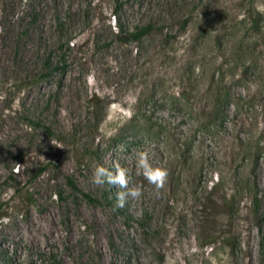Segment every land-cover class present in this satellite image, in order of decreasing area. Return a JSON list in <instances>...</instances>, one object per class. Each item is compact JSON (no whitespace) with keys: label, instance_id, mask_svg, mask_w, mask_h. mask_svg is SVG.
Returning a JSON list of instances; mask_svg holds the SVG:
<instances>
[{"label":"rangeland","instance_id":"rangeland-1","mask_svg":"<svg viewBox=\"0 0 264 264\" xmlns=\"http://www.w3.org/2000/svg\"><path fill=\"white\" fill-rule=\"evenodd\" d=\"M118 21L157 30L120 45ZM115 164L123 207L93 183ZM0 205V264H264V0H0Z\"/></svg>","mask_w":264,"mask_h":264},{"label":"trees","instance_id":"trees-1","mask_svg":"<svg viewBox=\"0 0 264 264\" xmlns=\"http://www.w3.org/2000/svg\"><path fill=\"white\" fill-rule=\"evenodd\" d=\"M251 22V25H250V28L252 29V31H258L259 30V20H258V17L256 16L255 18H252L250 20ZM181 28L183 27H186V23H183L181 24L180 26ZM165 29L164 27H160L159 28V32H160V36H162V31L161 29ZM157 30V27H155L154 25L152 24H143L142 26L140 27H135L133 30H128L127 28L123 27L122 24H120V22L118 21L116 26H115V33H114V39L115 41L119 42V44H127V43H132V42H140L142 39H144L145 37H148L153 31ZM175 39L174 36H172L171 34L169 36L167 35H164V41H163V44L166 46L169 41ZM107 46V45H106ZM48 64L45 62V64L43 65L44 69L47 70L48 69ZM58 67L56 66L54 68V71H56ZM62 69V68H60ZM51 68L46 72L44 73H41L38 77V80H42L44 78H47L51 72ZM144 84V83H143ZM142 85V84H141ZM144 91H146V89H144L143 91H141L142 93L141 94H144ZM151 96H153L154 98V95L155 93L151 92ZM141 96V95H140ZM182 96V104H188L189 105V102L190 100L188 98L185 97V95H181ZM215 99H214V107L212 110H210L209 112L207 111H200L198 110V115L199 116H202V115H205L206 113L209 114L207 115L208 117H212V119L214 120H219L218 117H220L223 113H222V110H221V106L218 104L220 102V100L218 98H220V94L217 95V92L215 93ZM149 98H151L150 96H144L142 95L141 98L139 99V97L137 99H135V104L138 105V111L136 112L135 116L131 119H133V122H137V121H140L139 119L140 118H149L148 115H145L144 114V109L142 108V106H144V104H146L147 102L146 101H149ZM153 103H159L154 100H152ZM92 102V101H91ZM161 104V103H159ZM140 105H142L140 107ZM95 108V110H97V107H92V109ZM12 109V106H10L9 110L12 112V114L16 115V122H17V125H18V128L19 129H26L27 131H36L38 129H42L44 131H47L48 133V129L47 128H44L41 121L39 119H37L36 117H28L26 116L25 114H22V113H19L16 109ZM96 123H98V118H96ZM159 128V126L157 127V129ZM156 128H149L148 130L149 131H152V130H157ZM25 131V133L27 132ZM51 134L49 133V138H47L48 140H51V137L50 136ZM8 179V178H7ZM6 179V181H7ZM5 184V182H4ZM70 185L73 187V189H76L75 186L70 183ZM15 193H18V190H15L14 191ZM84 198L86 199L87 202L89 203H96V201L92 198H90L89 196L87 195H84ZM27 203H33V199L31 196H28V198H26L25 200ZM0 208H1V205H0ZM6 215L5 214H0V220H2L3 218H5ZM259 223L260 224H263L264 225V215L262 216H259ZM262 241H263V244H264V230H263V238H262Z\"/></svg>","mask_w":264,"mask_h":264},{"label":"clouds","instance_id":"clouds-1","mask_svg":"<svg viewBox=\"0 0 264 264\" xmlns=\"http://www.w3.org/2000/svg\"><path fill=\"white\" fill-rule=\"evenodd\" d=\"M134 101V97H133ZM13 107L20 110L19 104H14ZM137 175L144 177L148 183L155 186L157 190L162 188L168 178V170L161 167H154L150 162L149 155L147 152H141L138 154L137 161ZM114 171L109 170L103 166H98L95 169L93 176V183L98 186H103L105 184L117 186L120 189H125V191H119L116 194L117 206L123 207L125 204V197L131 196L133 198L139 197L141 195V189L129 188V175L128 170L121 167L119 164H115Z\"/></svg>","mask_w":264,"mask_h":264}]
</instances>
